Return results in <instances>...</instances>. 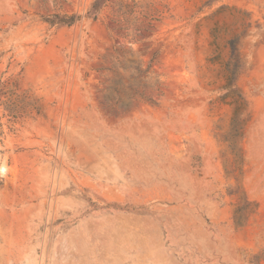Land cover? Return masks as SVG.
<instances>
[{"label":"rangeland","instance_id":"1","mask_svg":"<svg viewBox=\"0 0 264 264\" xmlns=\"http://www.w3.org/2000/svg\"><path fill=\"white\" fill-rule=\"evenodd\" d=\"M93 1L0 0V264H264V0Z\"/></svg>","mask_w":264,"mask_h":264},{"label":"trees","instance_id":"2","mask_svg":"<svg viewBox=\"0 0 264 264\" xmlns=\"http://www.w3.org/2000/svg\"><path fill=\"white\" fill-rule=\"evenodd\" d=\"M104 3V0H94L92 3H91V6H90V9L88 10V14H92L94 11H96L100 5H102ZM54 17H58V16H54ZM75 19V16H69L67 18H60L58 21L60 23H65V24H71ZM50 22H54V20H49Z\"/></svg>","mask_w":264,"mask_h":264},{"label":"bare ground","instance_id":"3","mask_svg":"<svg viewBox=\"0 0 264 264\" xmlns=\"http://www.w3.org/2000/svg\"><path fill=\"white\" fill-rule=\"evenodd\" d=\"M4 168H5L4 166H1V169H2V170H4Z\"/></svg>","mask_w":264,"mask_h":264}]
</instances>
